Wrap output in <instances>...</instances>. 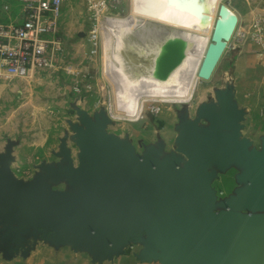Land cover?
Returning a JSON list of instances; mask_svg holds the SVG:
<instances>
[{"label":"water","instance_id":"obj_1","mask_svg":"<svg viewBox=\"0 0 264 264\" xmlns=\"http://www.w3.org/2000/svg\"><path fill=\"white\" fill-rule=\"evenodd\" d=\"M239 23L238 13L222 3L203 52L182 29L162 28L149 74L168 81L202 54L199 78L210 80ZM233 98L230 83L219 104L203 106L195 120L182 110L178 144L186 160L176 154L160 159L155 149L139 155L129 141L107 132L113 121L103 110L86 109L77 110L80 123L72 124L78 167L63 145L58 168L25 182L11 171L9 155L0 154V249H19L43 236L86 248L98 260L138 244L141 259L161 264H264V148L243 137L245 113ZM234 162L247 168L242 180L248 186L231 202L218 203L212 186L218 170L212 168ZM64 179L73 190L52 189L50 181Z\"/></svg>","mask_w":264,"mask_h":264},{"label":"crops","instance_id":"obj_2","mask_svg":"<svg viewBox=\"0 0 264 264\" xmlns=\"http://www.w3.org/2000/svg\"><path fill=\"white\" fill-rule=\"evenodd\" d=\"M9 6V10L6 6ZM19 9L16 10L17 7ZM4 18L0 19L4 23H15L18 25L24 22L23 3L20 0H6L2 5ZM234 10L240 17V24L248 26L258 15H264V0H245L242 10ZM80 13L77 9L69 8L65 10V18H62L58 35L63 38L64 48L70 47V36L75 32L80 33L83 38L86 34L85 23L80 22ZM65 36V37H64ZM230 54L221 73L215 77V84L211 92L200 87V93H209L211 96L206 100L199 101L195 107L188 108L189 119L195 120L200 114V109L209 104H219V93L227 91L230 83L234 87L233 102L238 109L244 111L245 116L242 121V135L247 138L252 146L257 149L264 148V46L253 40L231 42ZM4 72V71H3ZM33 75L29 78L22 79L23 82H58L60 75ZM5 78V79H4ZM17 80L8 77L5 73L0 75V95L5 96V80ZM9 78V79H8ZM199 81H196L193 89L186 96H169L163 99L169 103L190 102L195 94ZM56 91V90H55ZM45 92L53 96L52 89H45ZM186 97L177 100L175 98ZM146 100L140 102L138 114L141 113ZM52 101V100H51ZM52 105V102L47 104ZM113 108V104H112ZM179 109L175 113V119L171 123L165 115L158 118L144 116L142 121H134L130 126L120 125L118 130L121 133L112 130V124L107 128V132L115 134L122 140H127L136 147L139 155H144L149 149H155L160 159H167L172 155L181 156L184 160L186 157L179 151L180 146L178 139L181 135V114ZM137 114V115H138ZM136 115V116H137ZM112 116L115 118L132 119L133 117L120 115L112 110ZM36 119V117H35ZM76 122L80 123L77 112ZM35 122H37L35 120ZM71 123V122H70ZM203 124H208L204 120ZM72 126V124H70ZM73 130V129H72ZM68 132L61 137V141L53 139L51 136L43 135V129L39 126L24 127L23 132L19 128L12 126L0 127V154L9 155L10 169L19 179L28 182L32 181L39 174L49 173L48 169L58 168L59 164L65 161L61 155L62 146L70 150L75 165H80L79 154L80 147L75 141V132ZM169 134L171 137L169 138ZM217 165V164H216ZM218 166V165H217ZM218 173L212 183L213 188L217 191L218 203L231 202L238 197L239 193L245 189L248 184L242 180V176L247 172V168L241 166L238 162L230 164L225 169H218ZM20 168V169H17ZM54 190H73V184L67 179L59 182L50 181ZM222 207H219L220 211ZM142 246L132 244L121 254H114L102 260L94 258L91 251L86 248H76L68 242H55L49 237L43 236L35 239L32 237L29 243L19 249H0V264H161L156 261H147L141 259Z\"/></svg>","mask_w":264,"mask_h":264},{"label":"rangeland","instance_id":"obj_3","mask_svg":"<svg viewBox=\"0 0 264 264\" xmlns=\"http://www.w3.org/2000/svg\"><path fill=\"white\" fill-rule=\"evenodd\" d=\"M199 1L206 9L211 8L212 0ZM244 1L222 0V3L229 4L233 9L242 10ZM5 2L6 0H0V19L4 18L2 5ZM72 5L81 15L80 22L85 23L86 34L83 38L77 32L70 36V47L64 48V57L55 69L37 71L39 72L38 75H43V77L60 75L58 82H52V84L37 81L23 82L20 78H15L17 80H7L6 78L4 83H6L5 89L7 92L5 96H2L3 92L0 95V127L12 126L19 128L20 132H23L24 127L37 125L43 129V135L46 137L51 136L60 142L61 137L72 130L70 124H74L77 121L78 109H86L92 114L103 110L114 123L112 130L121 133V130H118L120 125L128 127L134 121H137L139 117V120L142 121L144 116L145 118L146 116L158 118L160 115H165L172 123L177 110L181 109L184 111L189 107L193 108L192 105L195 107L199 101L206 100L211 96V88L216 82L215 77L221 73L230 54L231 50L229 48L226 50L210 80H200L198 77L195 79L194 84L196 81H199V83L190 102L174 101V103H169V101L163 99H159V101L146 100L145 105L147 106L149 105V101L162 105V112L155 114L146 107L141 116L138 114L132 119L113 117V86L104 73V51L105 45L111 41L116 31V21L118 19L131 18L137 22L136 26L143 32L134 42L135 45L144 39V31L148 23H165L134 15V0H66L63 11L64 18L65 10L72 8ZM92 6H94L95 12L98 14L96 20L99 17L100 22L104 24L102 28V44L98 53H94L92 42L89 40V33L94 27ZM17 9L19 8L17 7ZM60 35H58V38L64 44L63 38ZM248 40L252 39L248 38L245 41ZM0 75H4L1 68ZM4 79L0 80V84ZM194 84L191 89H193ZM200 87L206 88L210 92L201 94L199 92ZM45 89H52V92L54 91L53 96L50 93L47 94ZM185 98L178 97L175 99L180 100ZM49 102H52L51 106L47 105ZM170 137L171 135L169 134ZM18 177L23 178V175H18Z\"/></svg>","mask_w":264,"mask_h":264},{"label":"bare ground","instance_id":"obj_4","mask_svg":"<svg viewBox=\"0 0 264 264\" xmlns=\"http://www.w3.org/2000/svg\"><path fill=\"white\" fill-rule=\"evenodd\" d=\"M221 4L222 0H212L210 9L201 10L196 0H134V15L167 25L148 23L144 39L135 45L143 32L136 26L137 22L131 18L116 21V31L104 51V73L113 86L112 104L116 113L135 117L143 99L159 101L154 98L189 94L195 79L199 78L202 54L192 55L163 82L149 74L155 58L151 49L156 47L162 28H179L186 37L195 39L203 52L211 41Z\"/></svg>","mask_w":264,"mask_h":264},{"label":"built area","instance_id":"obj_5","mask_svg":"<svg viewBox=\"0 0 264 264\" xmlns=\"http://www.w3.org/2000/svg\"><path fill=\"white\" fill-rule=\"evenodd\" d=\"M20 1L23 3V24L0 21V68L8 77L24 79L39 70L55 69L64 57L58 33L66 0ZM91 8L94 27L89 40L94 53H98L102 44V23L99 17L96 20L98 14L94 6ZM6 9L9 10L8 5ZM248 38L264 46V15L256 16L248 26L239 23L232 41L244 42ZM231 42L229 49L233 46ZM148 104H144L140 116L146 107L155 114L162 112V105L151 101Z\"/></svg>","mask_w":264,"mask_h":264}]
</instances>
